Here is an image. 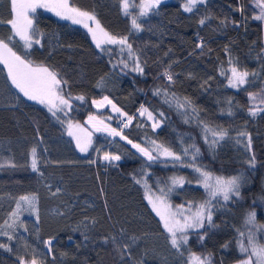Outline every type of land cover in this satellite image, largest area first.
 Instances as JSON below:
<instances>
[{
    "label": "trees",
    "instance_id": "1",
    "mask_svg": "<svg viewBox=\"0 0 264 264\" xmlns=\"http://www.w3.org/2000/svg\"><path fill=\"white\" fill-rule=\"evenodd\" d=\"M141 2L130 0L126 15L121 0H69L95 15L110 35L126 36L142 73L133 70L127 48H97L84 29L42 10L30 13L40 44L26 49L16 36L9 43L34 66L48 67L67 81L62 88L65 98L71 94V108L54 116L15 88L0 64V233H7L0 234V244L7 246L0 248V264H20L21 259L25 264L32 259L38 264H192L193 254L209 264H241L248 254L241 252L240 243L249 246V233L264 246V228L259 227L264 225V111L250 114L264 98V22L253 19L259 14L254 0H205L192 12L184 11L187 0H166L144 16ZM10 12V0H0V38L6 42L13 35L6 23ZM233 67L250 73L238 88L229 86ZM105 96L126 118L109 108L96 110L93 101ZM185 98L191 105L178 107ZM143 109L147 112L141 115ZM89 116L121 135L87 129L92 143L81 152L68 135V124L84 126ZM205 125L226 130L227 136L212 145ZM128 141L154 156L156 146L163 145L181 161L165 156L148 161ZM192 145L199 149L194 161ZM33 147L36 171L31 167ZM105 154L120 159L105 160ZM253 155L255 167L248 163ZM195 167L213 177L242 176L240 196L211 199ZM175 177H183V185H173ZM161 188L172 189L166 199L174 209L192 205L195 212L211 199L214 226L205 223L188 231V243L179 252L146 198L161 195ZM33 195L34 210L22 203L17 216H11L20 197ZM251 212L255 221L247 223Z\"/></svg>",
    "mask_w": 264,
    "mask_h": 264
},
{
    "label": "snow or ice",
    "instance_id": "2",
    "mask_svg": "<svg viewBox=\"0 0 264 264\" xmlns=\"http://www.w3.org/2000/svg\"><path fill=\"white\" fill-rule=\"evenodd\" d=\"M162 0H142L140 4V15L144 16L148 13L150 9L156 8L161 4ZM203 3L204 0H187V3L184 5V11L192 12L193 8L197 3ZM122 8L125 14H128L129 3L128 0H121ZM255 7L259 8V14L253 17L254 20L264 22V0H254ZM11 12L10 18L6 21L10 25L12 36L7 38V42L0 38V64H3L8 70V78L11 80L12 85L15 86L20 92L24 94L29 100L38 101L41 104H46L48 109L55 116L56 111H63L64 108H71L70 99L71 94H68V98H65L63 94L62 85H66L67 81L58 78V74L55 71H50L48 67L43 65L34 66L33 63L27 60L24 56L18 55L17 52L13 51L9 47V43L12 41L13 36L19 37L20 40L24 42L26 49H30L33 46V43L40 44V39H34V36L37 34V29L34 27L33 19L30 16V13H35L38 8H45L49 11L54 12L58 17L62 19L71 20L74 24H83L85 28L92 35L93 41L96 43V47L100 48L102 44H111L121 46V51H124L125 48L128 50V55L130 58L134 59L135 67L134 71L143 72V68L140 66L139 58L134 57L132 50V45L128 43V38L117 37L110 35L108 32L101 27L99 20L96 19L95 15L82 11L78 7H73L70 5L69 0H10ZM241 11H243L241 9ZM92 22L95 27L90 26L88 22ZM3 22V21H0ZM200 23L203 25L204 20H201ZM132 25L134 28L139 29L141 26L137 23V20L133 18ZM40 35H43L42 33ZM201 47V45H197ZM27 53H25V56ZM121 63L125 68L128 67L126 61L122 60ZM223 75V73H221ZM167 76L168 80L173 79L172 75L167 71L164 73ZM250 73L247 71H238L236 67L231 68V76L229 77V86L233 88H238L241 85H244L248 82L247 78ZM251 75H255L252 73ZM159 94V93H157ZM255 95L250 94V99L255 100ZM77 100H84L83 96L75 97ZM110 104L113 111L120 112L121 110L117 108L107 96L101 101H93L97 107H102L104 104ZM261 103L264 104V98L261 99ZM191 105V101L185 98L184 103L179 104L178 107L185 108ZM193 113L196 112L195 109H192ZM258 111H264V108H254L250 110L252 116L257 115ZM147 112V109L141 111V115ZM66 114V113H65ZM231 115V112L229 113ZM124 115V113H121ZM163 116V113H160ZM148 118L153 119L152 114L148 113ZM89 122L96 120L94 116H89ZM132 117H128V121L131 122ZM128 124H124V127H127ZM159 123H154L153 127H158ZM96 131H109L112 135H121L120 132H117L116 129H110L107 125L103 124V121H99L97 125H94ZM206 132L211 131L213 139L211 141L212 145H215L217 137L219 139H224L227 136L226 130H213L209 129L207 125L204 126ZM68 135L74 137L76 140V146L81 152H87L91 146V133L87 132L84 127L79 124L73 125L71 122L68 124ZM241 136H246L247 133H240ZM126 139V137H121ZM207 139V137H206ZM132 143L131 141H128ZM155 143V142H153ZM251 145V139L249 137L248 147ZM134 148H137L144 156L147 157L148 161H155L158 159V156L171 157L175 161H181V156L177 155L170 148L164 147L163 145H157L155 151L158 153L157 156H154L151 151L145 148H141L138 144H133ZM194 148V153L192 160L196 159V156L199 154V149L195 148V145L191 146ZM184 155L188 154V149L183 150ZM37 149L33 147L31 149L32 162L31 167L33 171L37 170V160H36ZM105 160H119V156H110L109 154L104 155ZM248 163L255 167V156L253 155ZM193 166L194 165H189ZM194 170L200 173L202 177V185L209 192L211 199H215L219 196L223 197L224 201H228L232 196H240V187L243 177L240 175L231 176L229 178H224L222 176L213 177L212 173L208 171H202L201 168L195 167ZM140 181H137L139 183ZM183 177H175L172 179L173 185H183ZM147 188V184L145 183ZM150 191V190H149ZM161 195L153 197V195L148 194L146 198L149 203L152 205L153 211L157 216L160 217V220L163 222V227L168 233L169 241L171 247L176 249L178 252L182 246L187 245L188 243V230L189 229H198L204 228L205 222L208 225L214 226L212 223V213L210 211L211 199L199 204L196 206L195 212L192 211V205H189L187 209L184 208V205L176 206L175 210L172 209V205L167 202V195L172 191L171 188L168 189V192H165L164 189L159 190ZM36 196H22L17 201V211L11 213V216L16 217L18 210L21 208L22 203L24 206L35 209ZM187 212V215L185 214ZM255 212L249 213L247 223H253L255 221ZM7 225L8 222L5 221ZM11 226V225H9ZM259 227L264 228V225ZM7 234V233H0ZM207 231L204 234L199 236V240L203 242ZM240 236L243 237L244 233L240 232ZM11 239V237H9ZM51 240L47 241L46 244L49 245V251H51ZM248 245L245 246L243 242L240 243V250L243 253H247V259L243 260L241 264H264V246H259L254 243V234L249 233L248 235ZM4 244H0V248H6ZM124 251H127L128 245H124ZM227 248V244L224 245ZM11 251V249H7ZM255 257V260H253ZM20 264H25L24 260L21 259ZM30 264H38L36 259H32ZM192 264H209L206 260H201L200 257H197L193 254Z\"/></svg>",
    "mask_w": 264,
    "mask_h": 264
},
{
    "label": "rangeland",
    "instance_id": "3",
    "mask_svg": "<svg viewBox=\"0 0 264 264\" xmlns=\"http://www.w3.org/2000/svg\"><path fill=\"white\" fill-rule=\"evenodd\" d=\"M162 1H166V0H162ZM205 1V0H204ZM128 3H129V8H130V0H128ZM197 4H200L199 2L197 3ZM196 4V5H197ZM129 8H128V10H129ZM256 9H257V11L259 12L260 10H259V8H257L256 7ZM37 10H42V11H44L45 13H47V14H49V15H51V16H53V17H55L56 19H58V20H60V21H64V22H67V23H70V24H72V25H74V26H78V27H81L82 29H84L89 35H90V37H91V39H92V35H91V33L88 31V29L87 28H85L84 26H83V24H74L71 20H66V19H62L61 17H58L54 12H52V11H49L48 9H45V8H38ZM89 24H90V26H92V27H95V25L94 24H92V22H88ZM93 40V39H92ZM94 42V41H93ZM95 43V42H94ZM96 44V43H95ZM107 46V47H110V48H112V49H114V47L116 48V47H119V45H111V44H102L101 45V47H100V49L103 47V46ZM104 52H105V50L104 49H102ZM125 50V49H124ZM106 51H108V50H106ZM110 52H112V50L110 49ZM122 52H125V51H122ZM118 53H119V55H122V53H121V51L120 50H118ZM3 65V64H2ZM4 66V65H3ZM5 67V66H4ZM7 69V68H6ZM103 100V99H102ZM99 101H101V100H99ZM39 103V102H38ZM44 105H46V104H44ZM259 105H262V104H256V108H264V107H260ZM47 106V105H46ZM48 107V106H47ZM94 107L96 108V110H98V111H100V110H105V109H110L111 111H112V113H115V114H117V116H120V117H122V118H126V116L125 115H121V111L120 112H115V111H113V109H112V107H111V105L110 104H107V103H105L104 104V106H102V107H97L95 104H94ZM65 109H67V108H64V110ZM260 111H258L257 113H259ZM151 120H153V119H151ZM99 121V120H98ZM91 123H94L93 121L91 122ZM92 127V129H94V131H95V127L94 126H91ZM90 129V128H89ZM104 133V134H107V135H110L111 137H114L115 135H112V134H110V132L109 131H98V133ZM129 143V142H128ZM132 147H133V144H135V143H129ZM139 145V144H138ZM140 147L141 148H143L141 145H140ZM134 148V147H133ZM138 153H140L142 156H144L137 148H134ZM145 158H147L146 156H144ZM151 195H153V197H155L156 195H154V194H152V193H150ZM149 202V201H148ZM149 205H150V207L152 208V205L149 203ZM172 209L173 210H175L173 207H172ZM152 211H153V209H152ZM154 212V211H153ZM154 214L156 215V213L154 212ZM185 214L187 215V212H185ZM157 216V215H156ZM158 217V219L160 220V217L159 216H157ZM161 221V220H160ZM161 223H162V225H163V222L161 221ZM205 223H207V222H205ZM201 228H198V229H189L188 231H196V230H200Z\"/></svg>",
    "mask_w": 264,
    "mask_h": 264
},
{
    "label": "crops",
    "instance_id": "4",
    "mask_svg": "<svg viewBox=\"0 0 264 264\" xmlns=\"http://www.w3.org/2000/svg\"><path fill=\"white\" fill-rule=\"evenodd\" d=\"M68 109H70V108H67V110H68ZM93 122H94V123H91V122L89 123V122H87V124L84 125V126H82V127H84V128L86 129L87 132H88L87 129H89V128H90L91 130H94V129H92L91 126L97 125L99 121H98V120H94ZM88 123H89V124H88ZM103 124H104V123H103ZM73 125H75V124H73ZM95 132L98 133V131H96V130H95ZM99 133H100V132H99ZM75 142H76V141H75Z\"/></svg>",
    "mask_w": 264,
    "mask_h": 264
},
{
    "label": "built area",
    "instance_id": "5",
    "mask_svg": "<svg viewBox=\"0 0 264 264\" xmlns=\"http://www.w3.org/2000/svg\"><path fill=\"white\" fill-rule=\"evenodd\" d=\"M123 124H127V121H124Z\"/></svg>",
    "mask_w": 264,
    "mask_h": 264
}]
</instances>
